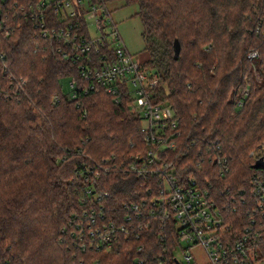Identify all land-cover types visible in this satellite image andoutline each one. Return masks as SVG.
Listing matches in <instances>:
<instances>
[{"label":"trees","instance_id":"1","mask_svg":"<svg viewBox=\"0 0 264 264\" xmlns=\"http://www.w3.org/2000/svg\"><path fill=\"white\" fill-rule=\"evenodd\" d=\"M122 1L139 5L145 65L159 74L157 95L178 118L171 159L178 160L182 178L196 177L227 207L242 234L256 211L252 183L264 180V168L255 169L258 159L249 156L264 142V0ZM21 8L15 0H0L10 30L9 36L0 31L1 260L136 264L140 256L156 264L159 255L169 256L164 248L172 237L121 238L120 248L106 251L87 226L93 212L101 222V207L108 220L122 219L123 204L146 196V183L155 189L161 184L160 178L127 172L130 156L153 146L142 118L128 97L116 102L101 88L80 90L76 98L64 93V78L76 79L80 88L89 83L70 61L38 49L42 40ZM251 51L256 58L248 57ZM219 158L227 159L228 173H221ZM94 167L98 177L88 173ZM257 215L264 227L263 214ZM140 244L147 250L139 254ZM254 246L264 262V234Z\"/></svg>","mask_w":264,"mask_h":264},{"label":"built area","instance_id":"2","mask_svg":"<svg viewBox=\"0 0 264 264\" xmlns=\"http://www.w3.org/2000/svg\"><path fill=\"white\" fill-rule=\"evenodd\" d=\"M15 1L17 6L24 9L20 11L25 12V18L33 24L35 34L42 40V44L37 45L38 49L47 54L53 52L70 61L89 83L80 88L76 79L72 78L69 95L76 98L80 90L89 94L101 88L115 97L116 102L128 97L131 110L142 118V132L153 143L146 153L132 154V161L126 167L128 173L139 178H160L161 184L155 189L146 183V196L123 204L126 212L122 219L113 215L108 220L103 214V207L101 222H98L94 212L90 215L87 226L93 238L99 237V249L103 247L111 251L116 244L118 246L121 238L128 240L140 238L142 234H157L160 239L172 237L174 242L164 248L169 256L159 255L155 258L156 264H197L190 249L198 244L207 252L208 262L205 264L261 262L256 259L258 254L254 244L264 234V227L257 215L262 213L264 216V180L253 181L251 194L256 211L244 232L236 234L234 221L226 213L227 207L221 205L208 189L202 188L196 177L180 176L178 160H172L170 154L176 147V136L180 133L175 110L168 101H160L157 95L159 74L152 67L137 62L126 50L108 2ZM0 24V31L6 29L5 34L9 36L10 30L4 26L3 18ZM256 55L252 54L251 58ZM242 103L243 100L237 101V106ZM251 156L264 158V145L260 146L258 153L252 152ZM216 164L220 166L222 174L229 172L227 159L219 158ZM88 171L96 177L101 172L96 167ZM257 226L260 227L255 230ZM154 227L158 228L157 233ZM146 250V244H140L137 248L139 254ZM178 252L184 253L185 261L179 258ZM135 262L147 264V260L140 256ZM0 264L11 263L0 259Z\"/></svg>","mask_w":264,"mask_h":264},{"label":"rangeland","instance_id":"3","mask_svg":"<svg viewBox=\"0 0 264 264\" xmlns=\"http://www.w3.org/2000/svg\"><path fill=\"white\" fill-rule=\"evenodd\" d=\"M108 7L111 11L112 18L117 25L118 31L122 38L123 45L125 46L126 50L130 55H132V57L137 62H139L142 65H145V63L149 59V55L146 51L145 38L142 35L145 30V25L142 18L136 15L139 11V5L138 4L126 5V3L121 0V1L108 2ZM244 12L248 13L249 10L248 11L244 10ZM42 52L45 55H47L46 52L44 51ZM255 53H256L255 51H251L248 57L251 58V55ZM256 57L257 56H255V58ZM71 80L72 78L68 77V78H64L61 81L63 85L64 93L69 92ZM257 80H260L259 76H257ZM262 145H264V142L261 145H259L255 150L251 151L249 156H251L252 152L258 153L259 148ZM252 157L255 159L254 156ZM113 169L115 168H112L111 170ZM190 252L194 256L197 264H205L208 262L207 252L202 245L198 244L192 246ZM178 256L183 261H185L183 252H178ZM258 264H264V262H259Z\"/></svg>","mask_w":264,"mask_h":264},{"label":"water","instance_id":"4","mask_svg":"<svg viewBox=\"0 0 264 264\" xmlns=\"http://www.w3.org/2000/svg\"><path fill=\"white\" fill-rule=\"evenodd\" d=\"M1 19H2V16L0 14V21H1ZM174 52H175V59L177 60L180 56V53H181V44L178 41H176L174 44ZM254 168L255 169L264 168V158L258 159L254 165Z\"/></svg>","mask_w":264,"mask_h":264}]
</instances>
